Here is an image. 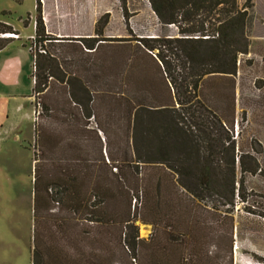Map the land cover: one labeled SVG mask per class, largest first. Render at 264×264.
I'll use <instances>...</instances> for the list:
<instances>
[{"label":"trees","instance_id":"obj_1","mask_svg":"<svg viewBox=\"0 0 264 264\" xmlns=\"http://www.w3.org/2000/svg\"><path fill=\"white\" fill-rule=\"evenodd\" d=\"M119 1L123 11L125 0ZM147 1L156 19L163 25L175 26L179 37L109 40L135 43L129 46L131 54L127 56L132 59L125 57L126 61L122 60L120 67L128 61L132 69L136 65L134 61L140 58V68L152 65L153 69L146 78H140L138 93L130 90L132 95L128 98L112 96V101H122V106L129 112L127 158L124 149L120 161L106 152V146L98 136L102 135L104 139V131L96 127L93 108L88 107L95 96L85 91L79 99L68 92L66 97L80 106L82 117L86 121L92 119L95 124L94 130L85 131L96 143L98 159L87 161L76 150L72 159L67 158L70 157L67 153L62 160L57 156L49 159L50 166H46L49 170L44 172L38 173L34 166L31 264H117L110 259L112 249L133 263L137 260L139 245L145 251L140 254V264H144L143 259L145 264H160L152 255L157 251L156 243L151 239L152 242L146 244L148 242L139 239L135 226L139 220V198H143L142 212L150 210L147 208L150 202L159 198L156 194L161 180L156 177L160 171L170 175L171 187L185 192L190 201L211 204L210 209L215 212L218 207L245 202L248 197L245 195L246 178L262 175L258 158L239 150L233 139L234 77L238 56L248 54L250 43L246 28L252 18V0H245L241 6L237 0ZM39 5L36 0L35 42L34 49L29 48V52L34 68L32 93L41 98L49 90L48 79L57 81L53 70L58 67L46 46L41 48V44L60 43L64 39L45 32ZM123 18L127 27L126 12ZM107 19L108 14H104L96 23L95 38L77 39V42L85 43L84 47L99 55L102 42L107 41L102 38ZM100 22L102 26L97 27ZM15 36L17 34L10 26L0 22V51ZM97 66L102 72V65L97 63ZM105 69L102 73L96 69L98 81L111 75L107 72L113 69ZM114 70L120 72L118 68ZM99 74L102 75L99 77ZM210 82L214 85L225 83L226 96L214 92V99H207L203 88ZM82 128H86L84 123ZM138 143L144 154L135 158L134 147ZM103 150L111 162L102 155ZM139 169L145 172L141 178ZM152 184L155 190L149 192ZM52 187L57 190L55 194L50 191ZM118 204L123 206L120 212ZM139 221L154 229L164 224L167 243L184 248L195 245L188 233L174 231L172 216L163 215L160 220L142 217ZM197 257L192 253L188 258H177L174 264H190V259Z\"/></svg>","mask_w":264,"mask_h":264},{"label":"rangeland","instance_id":"obj_2","mask_svg":"<svg viewBox=\"0 0 264 264\" xmlns=\"http://www.w3.org/2000/svg\"><path fill=\"white\" fill-rule=\"evenodd\" d=\"M244 2L245 0H237L239 6ZM39 3L45 32L54 38L64 39L60 43L51 41L41 44V48L46 46L58 63L57 70H53L56 78L72 73H82L87 77L88 69L85 65L88 57L84 56L80 47L85 43L80 45L74 36L78 29L81 33L93 32L95 35L96 23L107 10L110 15L103 29L107 30L109 36L126 37L132 41L139 37L164 40L179 37L175 26L163 25L156 19L147 0H125L123 11L119 0H39ZM252 3V18L246 28L250 43L248 54L238 56L234 77L233 139L239 150L250 152L258 158L262 175L246 178L245 195L248 197L245 202H235L232 207H218L215 212L211 211V204L190 201L185 192L176 186L171 187L173 180L170 175L160 171L156 177L161 180L159 192L156 194L159 198L150 202L147 207L150 210L142 212L140 203L143 198L140 197L137 201L138 219L157 217L160 220L163 215L172 216L174 231L188 233L195 243L193 248L167 243L164 224H159L154 229L151 225L142 224L137 220L135 226L139 239L148 242L146 244H149L151 239L156 243V253L153 254V250L151 252L160 264H174L177 258H188L192 253L198 257L190 259V264H264V0H252ZM35 5L36 0H20L18 3L14 0H0V22L10 26L17 34L13 41L28 49H34ZM124 12L128 15L127 27L123 18ZM101 26L100 22L97 27ZM90 27L93 28L91 32L88 30ZM132 44L135 43L112 42L101 45L103 49L97 54L96 66L97 63L102 65L103 71L105 67H111L113 70L106 71L109 74L115 73L114 65L118 66V70L123 71L124 78H127L125 74L130 70L129 62L127 61L124 67L120 65L122 60L131 54L129 46L132 47ZM104 46L107 48L104 49ZM139 60L141 61L140 58L134 61V66H140ZM28 63V57L23 56L24 72L27 71ZM137 68L132 72L135 76L140 74L139 79L142 76L146 78L153 70L152 65L146 69L143 66ZM96 69L98 73L101 72L98 66ZM30 72L32 74V68ZM176 72L180 71L176 69ZM100 75L102 74H99V77ZM30 78L31 75H22L12 76L7 84L0 81V264H31L34 166L38 168V173L49 170L46 167L50 166L47 162L49 159L51 161L57 156L62 160L66 153L70 155L67 158L72 159L76 150L80 151V155L87 158V161L98 159L96 143L85 131L95 129L92 119H84L86 128L80 129L81 131L70 129L69 132L64 128V133L58 136L65 149L63 145L57 149L59 143L55 109L56 103L62 101L59 83L48 79L49 90L41 98L31 93L32 101L29 103L23 95L30 93L31 81L34 85ZM136 84H140V81ZM207 84L203 88L207 99H214L216 94L226 96L228 88L225 83ZM132 86H123L122 89L133 92L135 90L138 93L140 89ZM69 93L73 97V93ZM13 94L22 96L7 98V95ZM98 136L103 143V137L99 134ZM140 147V143L134 147L135 158H140V155L143 157L144 153ZM59 150L61 152H58ZM102 155L111 162L104 150ZM112 155L115 160H121V154ZM144 173V169H139V178ZM154 184L149 188V192L155 190ZM50 191L52 194L57 192L54 187ZM122 207L118 204L119 212ZM141 247L138 246L137 260L133 263H129L125 256L121 257L120 252L114 249L110 252V259L117 264H140V254L145 252ZM142 262L145 264L144 259Z\"/></svg>","mask_w":264,"mask_h":264},{"label":"crops","instance_id":"obj_3","mask_svg":"<svg viewBox=\"0 0 264 264\" xmlns=\"http://www.w3.org/2000/svg\"><path fill=\"white\" fill-rule=\"evenodd\" d=\"M104 14H108L109 16L110 12H108L107 10ZM138 29L140 31V26ZM88 30L91 32L93 31V28L90 27V29ZM103 31L105 32H103L102 38L107 41L102 42V44H111L112 42H110L109 40L114 39H129L126 37L118 38L112 35L109 36L107 35V30L103 29ZM75 35L76 36L74 37L77 39L91 40L95 38L93 32L81 33L80 29L77 30V33ZM137 39H140V37ZM82 51L84 56L88 57L87 64L85 65V67H87L88 69L87 77L85 75H82V73H72L71 75L62 74L60 78H57V82L59 83L58 89L61 91L60 94L62 96V101L59 104L56 103L55 109L57 119L56 122L58 124V126L56 127L57 136L62 135L64 133V128H66V131L69 130V132L70 129L76 131L82 128L84 118L81 115V108L78 104H76L74 100H70L69 98H67L66 95L68 94V92H72L75 98L80 99L82 96L81 92L87 91L88 95L95 96L93 103L89 102L88 107L93 108L97 124L96 127L104 131L105 138L103 144L106 146V152L112 157V154L119 153L121 154L120 158L122 159L124 149V153L127 158L129 112L126 108L122 106V101L118 103L116 101H112V96H124L128 98L132 95V92L124 90L122 89V87H130L131 84L133 85L132 88L138 87V89H140V84H136L140 81V79L138 78V75L140 74H137L135 76L132 72V70H136L138 69L137 67L140 66H135L129 71H126L125 75H127V78H124V72L119 70L120 72L115 71V73H112L111 75L109 74L110 76L105 75L101 79V81H98L96 79V52L93 49L84 46H82ZM23 56L28 57L29 61L28 68L26 69L27 71L25 72L23 71ZM32 64L33 60L30 55L29 49L22 44H20L19 46L16 41L10 42L5 49L0 51V81H3L5 84H7V82L11 79L12 76L18 77L22 75H29L30 77V70L32 68ZM114 67H116L117 69V66ZM29 88L30 93L28 95H23V97L27 98L26 100H28V102L30 103V101H32V81L30 82ZM17 96L22 95H7V98H15ZM19 108L20 107H17V109ZM23 108L21 107V109ZM57 138L59 144L55 146L58 147L57 149H60L62 147L61 145L63 144L59 141L60 137L58 136ZM58 152H61V150H59Z\"/></svg>","mask_w":264,"mask_h":264},{"label":"built area","instance_id":"obj_4","mask_svg":"<svg viewBox=\"0 0 264 264\" xmlns=\"http://www.w3.org/2000/svg\"><path fill=\"white\" fill-rule=\"evenodd\" d=\"M34 71V68H32V72ZM33 80V83H34V79H32Z\"/></svg>","mask_w":264,"mask_h":264}]
</instances>
